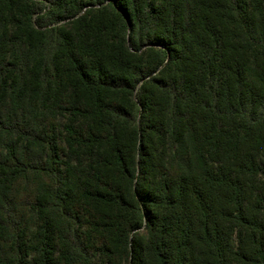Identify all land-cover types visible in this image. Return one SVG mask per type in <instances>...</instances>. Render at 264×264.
Segmentation results:
<instances>
[{"label": "trees", "instance_id": "obj_1", "mask_svg": "<svg viewBox=\"0 0 264 264\" xmlns=\"http://www.w3.org/2000/svg\"><path fill=\"white\" fill-rule=\"evenodd\" d=\"M122 261L264 264V0H0V264Z\"/></svg>", "mask_w": 264, "mask_h": 264}, {"label": "rangeland", "instance_id": "obj_2", "mask_svg": "<svg viewBox=\"0 0 264 264\" xmlns=\"http://www.w3.org/2000/svg\"><path fill=\"white\" fill-rule=\"evenodd\" d=\"M65 24V25H64ZM57 25H59V26H62V25H64V26H62L64 29H67L68 28V26H67V24H66V21L65 22H61V23H59V24H57ZM145 48V47H144ZM143 48V49H144ZM79 98V97H78ZM80 99H84V96H80ZM119 100H120V97H117V96H115V98H112L111 99V102H119ZM131 100H133L134 101V97H132V96H125L124 97V101H131ZM65 120H66V115H63V116H58V117H56L55 118V124H56V126H57V124H60V125H62V124H64L65 123ZM58 129H59V127H58ZM61 131V130H60ZM59 139H62V136H59ZM60 144V147H62L63 148V152L64 153H66L68 150H67V148L65 147V144H64V142H63V140H61V142H59ZM72 162H73V158H72V160H71ZM137 241H139V237H138V239H137ZM123 262V264H124V261H122Z\"/></svg>", "mask_w": 264, "mask_h": 264}]
</instances>
